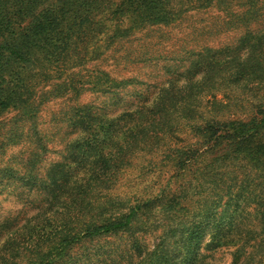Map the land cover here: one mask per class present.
I'll list each match as a JSON object with an SVG mask.
<instances>
[{"label": "trees", "instance_id": "trees-1", "mask_svg": "<svg viewBox=\"0 0 264 264\" xmlns=\"http://www.w3.org/2000/svg\"><path fill=\"white\" fill-rule=\"evenodd\" d=\"M216 1L0 0V115L19 109L31 118L35 97L45 93L115 95L141 83L87 64L136 29L169 25L183 10ZM243 37V46L176 71L152 97L137 91L130 100L114 99V109L92 103L72 108L68 125L85 134L70 145V159L54 163L40 182L49 221L28 228L16 217L1 220L0 264H51L75 242L132 229L148 200L116 191L119 180L168 159L184 169L202 155V145L216 148L207 169L245 162L264 179V33ZM240 50L248 52L245 65L235 63ZM121 200L131 203L126 212L108 215ZM182 234L194 231L186 226L176 237ZM187 238L166 231L144 262L192 264Z\"/></svg>", "mask_w": 264, "mask_h": 264}, {"label": "rangeland", "instance_id": "rangeland-1", "mask_svg": "<svg viewBox=\"0 0 264 264\" xmlns=\"http://www.w3.org/2000/svg\"><path fill=\"white\" fill-rule=\"evenodd\" d=\"M255 31L264 33V0H221L205 8L186 9L174 23L132 31L87 64V68L99 67L116 79L137 77L141 83L118 89L115 95L88 90L75 96L68 91L52 97L45 93L39 100L37 95L31 118L19 109L3 112L0 221L16 217L28 228L49 221L44 213L46 193L40 182L54 163L70 159V145L85 134L68 125L72 108L92 103L110 109L114 99L130 100L137 91L152 97L156 86L175 78L176 71H183L190 63H203L209 54L215 53V57L219 51L243 46V36ZM236 58V64L245 65L248 52L240 50ZM177 79L182 80L180 76ZM260 93L264 95V89ZM244 97L243 101L250 100L249 93ZM215 149L202 145V155L190 159L184 169L176 168L168 159L137 177L138 173L122 177L116 191L141 193L142 199L148 200L140 221L127 231L75 242L51 264H146L148 251L166 231L175 238L188 237L192 264H264V179L245 162L207 169ZM128 203L121 200L114 204L108 215L126 212ZM180 206L187 209L180 212ZM186 226L194 234L176 237L178 229Z\"/></svg>", "mask_w": 264, "mask_h": 264}]
</instances>
